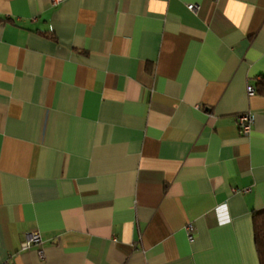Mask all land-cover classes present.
I'll return each instance as SVG.
<instances>
[{
    "label": "crops",
    "instance_id": "crops-1",
    "mask_svg": "<svg viewBox=\"0 0 264 264\" xmlns=\"http://www.w3.org/2000/svg\"><path fill=\"white\" fill-rule=\"evenodd\" d=\"M263 76L264 0H0V264H259Z\"/></svg>",
    "mask_w": 264,
    "mask_h": 264
},
{
    "label": "built area",
    "instance_id": "built-area-1",
    "mask_svg": "<svg viewBox=\"0 0 264 264\" xmlns=\"http://www.w3.org/2000/svg\"><path fill=\"white\" fill-rule=\"evenodd\" d=\"M57 1L59 0H54V2H57ZM186 7L191 11H195L198 8V6L193 3H187ZM246 90L248 94H253L255 92V88L252 84L247 85ZM252 121H253L252 113L243 112V113L238 114L236 117V124L238 128V132L241 134L248 133L251 128ZM185 228L188 232L189 239L192 240L193 238L192 233H191L192 226L190 224H187ZM41 242H42V238H41L40 233L37 230H32L24 234V238L20 242V246L22 249H25V248H28L34 245H39ZM37 253H38L39 258H43L44 254H43L42 249L38 248Z\"/></svg>",
    "mask_w": 264,
    "mask_h": 264
},
{
    "label": "trees",
    "instance_id": "trees-1",
    "mask_svg": "<svg viewBox=\"0 0 264 264\" xmlns=\"http://www.w3.org/2000/svg\"><path fill=\"white\" fill-rule=\"evenodd\" d=\"M264 79V76L263 78ZM255 91L264 93V81L257 82ZM253 244L258 263L264 264V210L254 211L252 214Z\"/></svg>",
    "mask_w": 264,
    "mask_h": 264
}]
</instances>
